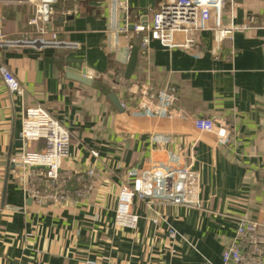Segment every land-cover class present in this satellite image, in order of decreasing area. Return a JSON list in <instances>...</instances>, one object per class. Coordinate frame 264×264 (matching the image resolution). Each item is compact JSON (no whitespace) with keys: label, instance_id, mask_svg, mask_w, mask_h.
I'll return each instance as SVG.
<instances>
[{"label":"crops","instance_id":"obj_1","mask_svg":"<svg viewBox=\"0 0 264 264\" xmlns=\"http://www.w3.org/2000/svg\"><path fill=\"white\" fill-rule=\"evenodd\" d=\"M162 1L126 0L124 30L123 13L111 28L108 0H57L52 29L68 46L0 48V65L23 89L21 97L10 94L0 77V264H223L239 220L264 223V0H227L223 27L235 29L219 44L202 32L195 53L152 41L144 54L132 26L149 23ZM25 17L0 6L1 31L30 36ZM134 46L137 63L126 80L122 61ZM81 72L118 89L124 113L101 90L70 79ZM147 101L164 102L165 112L146 114ZM35 105L70 132L62 170L74 181L87 169L98 174L80 201L39 207L11 169L3 197L9 160L22 146L23 111ZM196 118L222 125L224 142L197 133ZM42 147L33 142L28 150ZM152 160L195 171L199 209L139 203L137 228L115 227L119 186Z\"/></svg>","mask_w":264,"mask_h":264},{"label":"built area","instance_id":"obj_2","mask_svg":"<svg viewBox=\"0 0 264 264\" xmlns=\"http://www.w3.org/2000/svg\"><path fill=\"white\" fill-rule=\"evenodd\" d=\"M56 2L0 0L2 10L25 11V23L32 31L30 36L25 33L24 36L13 38L4 34L0 28V48L68 46V43L58 39L59 33L52 29V10ZM226 5L227 0H163L152 13L149 23L145 26H132L133 31L140 35V51L147 54L150 43L157 41L167 50L195 53L202 32L212 33L217 44L223 39H230L235 28L223 27ZM108 8L111 28L117 29L120 13H123L125 30L129 25V6L126 0H108ZM0 77L10 94L18 97L23 95L19 81L3 65H0ZM108 90L116 95L118 93L116 88ZM165 99L170 101L171 96L165 95ZM145 103L142 110L146 114H153L155 110L165 112L161 109L162 101L159 106L151 101ZM120 105L125 109L123 103L120 102ZM191 125L197 133L213 134L220 143L224 142L225 129L222 125L216 126L211 119L196 118L191 121ZM20 141L21 148L9 161L11 171L19 189L35 205L65 206L80 201L90 192L93 179L98 174L94 169H87L74 181L71 174L62 170V164L70 157V132L44 107L35 105L24 109ZM33 142H42L43 147L38 151L28 150V145ZM91 154L99 158L96 151H91ZM139 203L146 206L172 205L199 209L197 174L189 167L178 168L162 161H150L132 183L123 182L119 186L115 197L114 226L119 229H136L139 217L133 206ZM259 228H264V223L241 218L235 228L234 241L222 253V263L264 264V236L259 233ZM177 235L174 229H168L169 239L174 241Z\"/></svg>","mask_w":264,"mask_h":264},{"label":"water","instance_id":"obj_3","mask_svg":"<svg viewBox=\"0 0 264 264\" xmlns=\"http://www.w3.org/2000/svg\"><path fill=\"white\" fill-rule=\"evenodd\" d=\"M51 27H49V30ZM137 56H138V47L134 46L131 48L130 53H124V59H123V63L125 64V71H124V78L126 80L130 79L131 75L134 72L136 63H137ZM74 77H70V79H73L83 85L86 86H92L98 90H101L102 93H104L105 95L108 96L109 100L114 104V106L121 112L124 113L125 109L121 107L119 99L117 97L116 94L109 92L108 89H106L104 87V85H102L101 83H97L95 81H93L90 77H87L86 74L84 72L81 73H73ZM10 161V160H9ZM11 165H9V167L6 170V174H5V179H4V185H3V197L5 196L6 193V184L8 181V172L9 169H11Z\"/></svg>","mask_w":264,"mask_h":264}]
</instances>
